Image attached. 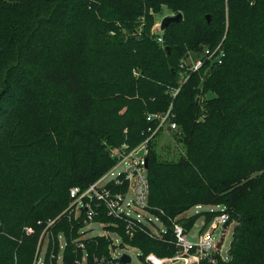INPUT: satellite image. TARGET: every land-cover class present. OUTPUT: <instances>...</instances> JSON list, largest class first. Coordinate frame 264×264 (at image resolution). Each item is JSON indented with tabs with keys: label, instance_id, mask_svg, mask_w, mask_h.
<instances>
[{
	"label": "trees",
	"instance_id": "obj_1",
	"mask_svg": "<svg viewBox=\"0 0 264 264\" xmlns=\"http://www.w3.org/2000/svg\"><path fill=\"white\" fill-rule=\"evenodd\" d=\"M164 7L183 19L166 28L161 43L151 29ZM223 39V63L205 62L173 96L180 60ZM171 107L187 156L159 161L152 146L158 132L146 154L149 209L168 234L159 239L138 230L130 238L121 220L124 242L142 259L174 253L172 219L193 205H223L226 226L238 223L230 259L215 264H264V0H0V264H36L41 233L68 206L70 188L100 178L116 163L111 149L139 146L159 124L147 116ZM8 127L17 132L4 139ZM57 134L68 154L62 191L51 186L61 173L58 153L49 150ZM21 175L44 183L25 197L31 186H14ZM220 212L207 211L206 222ZM198 218L177 221L190 230ZM109 243L93 237L87 247L107 254ZM75 257L73 249L65 252L64 264H77Z\"/></svg>",
	"mask_w": 264,
	"mask_h": 264
},
{
	"label": "built area",
	"instance_id": "obj_2",
	"mask_svg": "<svg viewBox=\"0 0 264 264\" xmlns=\"http://www.w3.org/2000/svg\"><path fill=\"white\" fill-rule=\"evenodd\" d=\"M158 40L159 42H163L162 36H158ZM223 42L224 39L214 47L203 46L200 54L194 55L195 58L192 59L191 63L181 62L180 68L184 71L181 73L179 85L171 90L173 96L178 94L182 85L189 79L190 74L203 66L205 62L223 63L226 56ZM173 117L172 107L163 113H150L147 116V120L150 122L158 120L159 124L149 138L131 150H128L127 144L122 145L120 148H112L111 156L117 160L107 172L86 188L81 186L71 187L70 203L57 217L48 219L47 226L43 229L40 236L39 250L40 246L43 247L42 245H44L43 240L45 234L48 233V228L54 221L59 220L62 213H67L71 221L78 217L83 219L86 224L99 223L100 226L103 224L95 220L97 216L105 214L107 217L114 219L113 221L105 222V225H103V227L107 225L113 227V233L104 232L101 235L93 236L108 238L110 240L109 252L107 254L89 252L87 245L93 237L89 238L86 236L78 242L76 245L77 250L75 249L74 251L76 253L75 262L77 264L82 262L84 264H125L121 260L124 253L121 254L118 251L119 248H124L123 245H128L127 242H124L123 235L118 230L120 224L118 221L121 220L125 222V233L130 238H133L138 230L147 232L155 238H164L168 234V225L160 215L149 209L150 186L148 169L145 156H138L137 152L142 147H146V155L148 152V140L163 127L168 125V128L170 127L171 130H178L179 126L177 122L173 121ZM120 163H128V166L124 171L115 175L113 170ZM110 175L113 177L108 179ZM159 210L160 213L164 214L162 209ZM219 210L221 212L213 217L207 227H201L196 241H191L188 238L189 230L177 221L178 217L172 219L176 253L169 259L170 262L157 258L154 255H149V253L142 259L141 255L143 253L137 248L140 260L143 264H202L203 261L215 264L219 257L228 260L229 251L227 255H224L223 245L225 242L224 230L227 228L226 224L230 219V214L226 211L225 207ZM38 222L40 223L41 220ZM220 227L224 229L221 231L219 237L215 238V231ZM28 231H32V228H28ZM85 232L86 230H83L82 233L84 234ZM107 234H110L111 237ZM112 234L116 235L117 238H114ZM79 248L82 251L81 253ZM38 257L39 252L36 264H40ZM52 257H54L53 254ZM131 263H134L132 262V257Z\"/></svg>",
	"mask_w": 264,
	"mask_h": 264
},
{
	"label": "rangeland",
	"instance_id": "obj_3",
	"mask_svg": "<svg viewBox=\"0 0 264 264\" xmlns=\"http://www.w3.org/2000/svg\"><path fill=\"white\" fill-rule=\"evenodd\" d=\"M171 14L172 13H170L168 8L164 7L163 11L161 13H157L155 15V24L153 25V27L151 29V34L155 40H156L155 35L157 36V39H158V36H162L163 32H164V31L160 30V23H161L162 18L165 15H171ZM139 34H141V33H139ZM164 46L165 45H163V47ZM194 55H195V53L190 52L188 55L184 56L180 60L179 66H180L181 62H183V61H185L187 63H191L192 59L195 58ZM206 71H205V73H206ZM205 73H204V75H205ZM133 74L136 77L140 76L136 69H133ZM203 79H204V76H203ZM201 94H202V97L204 98L205 95L202 92H201ZM212 95H213V93H209V92L207 93V96H212ZM19 105H21L23 107V103H20ZM26 111L29 112L31 117L36 113V111L31 106H28ZM51 112L53 115V121L55 123H57V126H59V128L62 132L63 130H62L61 126H64V125L62 123L60 113L58 111H57V113H53L52 107H51ZM64 130H65V128H64ZM15 132H17V129L15 127H13L12 130H11V127H8V128H6V131L4 133L3 138L4 139H5V137L9 138L10 135H13L15 137ZM182 135L183 134H181V131L179 128H178V130H169L168 125L163 127L161 130L158 131V133L152 139V146H153L154 151L157 153L156 155H158L157 157L159 158V161L164 162V163L178 162L182 156L183 157L187 156L186 148H185L184 144L182 143V141H180V138H179ZM57 138L58 139L51 144V146L49 147V150L53 153V155L58 153V158L57 157L56 158H57V160H59L58 164L60 165V172L61 173L57 177L55 176V179L52 182L51 186L53 189L55 188L56 190L62 191L65 189V185L63 184V177L67 175V171H68V167H67L68 154L66 153V150L64 148V139H63L62 135L57 134ZM77 142L80 143V146H81L80 155H81L82 161H83L82 165L84 168H87V156H86V153L84 152V150L82 148L83 146H82L81 139L77 138ZM16 143H17V141H16ZM127 166H128V163H120L113 170L114 174L118 175L120 172L124 171L127 168ZM112 177L113 176L110 175L108 177V179H111ZM43 183L44 182L37 181L33 177H30V176L27 177L26 175H24V176L21 175V176L16 177V181L14 183V186H16V189L19 190L21 188H24L25 184H29V186H31L30 189L24 188L25 190L23 189L24 191L22 192V194L25 197H30L29 191H32L31 188H38ZM69 193H70V190H69ZM128 198H130V197H128ZM222 207H225V206H223V205H193L188 210H186L185 212L180 214L178 216V219H181L183 221H186L192 215H199V218L195 222V225L192 227V229H190L188 231V238L191 241H196L197 234L200 231L201 227H204V226L207 227L208 226L209 222H206V220H207V218H209V213H207V211L219 210ZM102 215L97 216L95 218V220L97 222H100L103 225H105V222H107L109 220L103 219ZM65 221L67 224L69 223V225H70V227L68 229H66L67 224L64 223ZM75 223H78L77 224L78 226L74 227ZM237 223H238V221L233 219V221L228 226H226L227 228L224 230L225 231V238H224L225 242L223 245L224 246L223 247L224 255L228 254L230 244H231V241L233 239V230H234V227ZM103 225L100 226L99 223L86 224L83 221V219L78 218V217L73 221H71V220L69 221L68 214L62 213V216L59 218V220L54 221L50 225V227L48 228V233H46L44 236V240H43L44 245H42L43 247L40 246L39 257H38L40 264L45 263L47 260H49V264H52V263L53 264H64V261H62V256L64 255V253L72 251V249L74 251H75V249L77 250L76 245L84 237L87 236V237L91 238L95 235H101L104 232L113 233V227H110L109 225L103 227ZM223 229H224L223 227H220L219 229H217L215 231V235H214L215 238L219 237V235ZM83 230H86V232L84 234L82 233ZM107 235L110 236V234H107ZM112 235L114 236V238H117L116 235H114V234H112ZM107 239L108 238H106V240ZM50 244H51V249H49ZM127 244L128 245H123L124 248H119L118 251L121 254L124 253V254L130 255L132 257V262H134L136 264H143V262L140 260V258L138 256L139 250L137 249V247L131 245L130 243H127ZM54 246H56L58 249L57 258L52 257V254L54 255V253H55ZM79 250H80V248H79ZM112 251H113V249H112ZM81 252L82 251L80 250V253ZM175 253H176V251L174 253H167V254H158L156 252H150L149 255H154L155 257L160 258L164 261H169V259H171L175 255ZM36 258H37V255H36ZM229 259H230V256H229ZM79 264H84V262L79 263Z\"/></svg>",
	"mask_w": 264,
	"mask_h": 264
},
{
	"label": "water",
	"instance_id": "obj_4",
	"mask_svg": "<svg viewBox=\"0 0 264 264\" xmlns=\"http://www.w3.org/2000/svg\"><path fill=\"white\" fill-rule=\"evenodd\" d=\"M206 18L208 21L211 20V14L208 13L206 15ZM183 19V13L182 12H179V13H176V14H171V15H165L162 20H161V23H160V30L161 31H165L166 28L173 22H180L181 20ZM165 49L167 50V52L170 51V47L169 46H166ZM210 72L211 70L210 69H207L205 75H204V79H207L210 75ZM169 130H171V128L169 127L168 128ZM145 149L146 147H142L138 152H137V155L138 156H145V160H146V166H148V158L147 156L145 155ZM121 260L123 263L127 264V263H131V257L130 255L128 254H124L122 255L121 257Z\"/></svg>",
	"mask_w": 264,
	"mask_h": 264
}]
</instances>
